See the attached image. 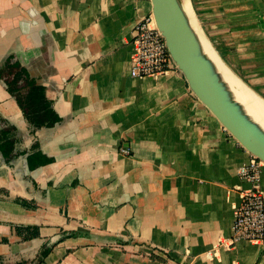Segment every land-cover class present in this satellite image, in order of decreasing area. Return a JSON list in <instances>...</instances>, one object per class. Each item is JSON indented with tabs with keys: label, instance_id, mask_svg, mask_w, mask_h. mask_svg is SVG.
Masks as SVG:
<instances>
[{
	"label": "crops",
	"instance_id": "obj_1",
	"mask_svg": "<svg viewBox=\"0 0 264 264\" xmlns=\"http://www.w3.org/2000/svg\"><path fill=\"white\" fill-rule=\"evenodd\" d=\"M192 3L221 60L264 100V0ZM149 12V0H0V64L12 56L37 74L61 119L30 134L0 84V129L19 139V155L0 158V264H31L66 233L77 235L41 264H264V241H228L248 154L176 68L130 76L133 27ZM32 153L51 162L30 170ZM260 187L264 197V167Z\"/></svg>",
	"mask_w": 264,
	"mask_h": 264
},
{
	"label": "water",
	"instance_id": "obj_2",
	"mask_svg": "<svg viewBox=\"0 0 264 264\" xmlns=\"http://www.w3.org/2000/svg\"><path fill=\"white\" fill-rule=\"evenodd\" d=\"M149 2L150 13L165 41L169 57L185 79L192 95L248 156L264 167V128L235 98L216 63L205 53L200 35L192 28L184 11L183 0H149ZM199 30L222 65L238 79L221 60L202 28ZM242 83L248 87L244 82Z\"/></svg>",
	"mask_w": 264,
	"mask_h": 264
},
{
	"label": "built area",
	"instance_id": "obj_3",
	"mask_svg": "<svg viewBox=\"0 0 264 264\" xmlns=\"http://www.w3.org/2000/svg\"><path fill=\"white\" fill-rule=\"evenodd\" d=\"M130 76L147 78L175 69L164 39L158 32L151 13L144 15L133 27ZM121 155H130V149L120 148ZM261 164L254 160L241 165L237 175L248 185L235 209L230 227L229 244L264 241V197L260 187Z\"/></svg>",
	"mask_w": 264,
	"mask_h": 264
},
{
	"label": "trees",
	"instance_id": "obj_4",
	"mask_svg": "<svg viewBox=\"0 0 264 264\" xmlns=\"http://www.w3.org/2000/svg\"><path fill=\"white\" fill-rule=\"evenodd\" d=\"M0 84L16 102L29 126L30 134L41 129L53 128L61 122L60 117L53 110L51 101L46 97L45 87L40 77L18 62L13 61L12 56H8L0 64ZM18 142L16 128L5 121L4 127L0 129V158L4 164H9L19 155L15 149ZM50 162L49 159L42 158L40 153H32L27 157L30 170ZM18 202L22 206L29 207L25 201L18 200ZM13 229L23 241L32 240L39 236L37 227L13 226ZM76 235L75 233L62 234L56 243ZM56 243L49 246L43 244L31 264H41Z\"/></svg>",
	"mask_w": 264,
	"mask_h": 264
},
{
	"label": "bare ground",
	"instance_id": "obj_5",
	"mask_svg": "<svg viewBox=\"0 0 264 264\" xmlns=\"http://www.w3.org/2000/svg\"><path fill=\"white\" fill-rule=\"evenodd\" d=\"M188 3L190 5V2L188 0ZM183 7L186 15L188 16L190 23L192 25V28L200 35V39L202 41V45L204 48L205 53L208 55L210 59H212L217 67L219 72L221 73L222 77L226 81V83L230 86L232 89L235 98L244 106L246 111L254 120H256L263 128H264V102L255 95L248 87H246L241 81L236 79L219 61V59L216 57L214 51L208 44V42L202 38L201 34L199 33V30L196 26L194 18H192L190 7L187 5L186 0H183ZM193 12V11H192ZM194 14V13H193ZM195 16V15H194Z\"/></svg>",
	"mask_w": 264,
	"mask_h": 264
},
{
	"label": "rangeland",
	"instance_id": "obj_6",
	"mask_svg": "<svg viewBox=\"0 0 264 264\" xmlns=\"http://www.w3.org/2000/svg\"><path fill=\"white\" fill-rule=\"evenodd\" d=\"M186 2H187V5L190 7V5H191V8H192V11H193V13H192V11H191V15H192V18H194V20H195V23H196V26H197V28H198V30H199V28L201 29L202 27H201V24H200V19H199V17H198V15H197V5H196V7H194V5H193V3H192V0H189V2H190V5H189V3H188V0H186ZM196 3V2H195ZM191 10V9H190ZM195 15V16H194ZM204 32V31H203ZM199 33H200V30H199ZM205 34V33H204ZM205 36H206V34H205ZM214 48V47H213ZM254 93V92H253ZM255 94V93H254ZM256 95V94H255ZM262 102H264V101H262Z\"/></svg>",
	"mask_w": 264,
	"mask_h": 264
},
{
	"label": "flooded vegetation",
	"instance_id": "obj_7",
	"mask_svg": "<svg viewBox=\"0 0 264 264\" xmlns=\"http://www.w3.org/2000/svg\"><path fill=\"white\" fill-rule=\"evenodd\" d=\"M14 61V60H13Z\"/></svg>",
	"mask_w": 264,
	"mask_h": 264
}]
</instances>
